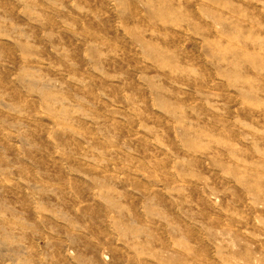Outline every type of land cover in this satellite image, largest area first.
Here are the masks:
<instances>
[{"label": "rangeland", "instance_id": "rangeland-1", "mask_svg": "<svg viewBox=\"0 0 264 264\" xmlns=\"http://www.w3.org/2000/svg\"><path fill=\"white\" fill-rule=\"evenodd\" d=\"M0 264H264V0H0Z\"/></svg>", "mask_w": 264, "mask_h": 264}]
</instances>
